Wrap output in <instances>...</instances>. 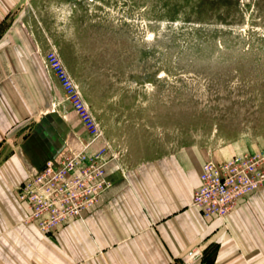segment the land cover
Listing matches in <instances>:
<instances>
[{
	"label": "rangeland",
	"instance_id": "rangeland-1",
	"mask_svg": "<svg viewBox=\"0 0 264 264\" xmlns=\"http://www.w3.org/2000/svg\"><path fill=\"white\" fill-rule=\"evenodd\" d=\"M4 5L0 38L9 23L21 26L14 35L58 83L54 108L68 106L79 119L47 66L57 53L112 157L137 164L187 147L212 156L264 151V0Z\"/></svg>",
	"mask_w": 264,
	"mask_h": 264
},
{
	"label": "crops",
	"instance_id": "crops-1",
	"mask_svg": "<svg viewBox=\"0 0 264 264\" xmlns=\"http://www.w3.org/2000/svg\"><path fill=\"white\" fill-rule=\"evenodd\" d=\"M9 14L0 8V24ZM15 28L0 38V264H184L191 251L202 255L193 264H264V189L225 220L204 218L192 206L203 167L233 156L194 147L137 164L109 153L111 186L83 220L51 234L26 224L20 186L47 161L106 140L89 145L74 112L54 108L58 83Z\"/></svg>",
	"mask_w": 264,
	"mask_h": 264
},
{
	"label": "built area",
	"instance_id": "built-area-1",
	"mask_svg": "<svg viewBox=\"0 0 264 264\" xmlns=\"http://www.w3.org/2000/svg\"><path fill=\"white\" fill-rule=\"evenodd\" d=\"M47 66L89 134V145L103 139L100 124L56 52L48 55ZM108 153L106 146L94 154H67L47 161L19 188L18 199L27 207L24 222L38 227L44 234H51L83 220L111 186L106 175ZM263 189L264 151L235 155L223 162L208 161L192 206L206 219L225 220L243 199ZM201 258L199 252L191 251L184 264H193Z\"/></svg>",
	"mask_w": 264,
	"mask_h": 264
},
{
	"label": "trees",
	"instance_id": "trees-1",
	"mask_svg": "<svg viewBox=\"0 0 264 264\" xmlns=\"http://www.w3.org/2000/svg\"><path fill=\"white\" fill-rule=\"evenodd\" d=\"M207 262H209V260H206ZM210 263V262H209Z\"/></svg>",
	"mask_w": 264,
	"mask_h": 264
}]
</instances>
